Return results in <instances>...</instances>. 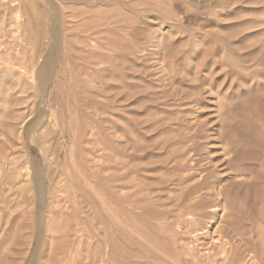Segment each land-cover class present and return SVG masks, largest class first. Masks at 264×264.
Wrapping results in <instances>:
<instances>
[{
  "label": "rangeland",
  "instance_id": "rangeland-1",
  "mask_svg": "<svg viewBox=\"0 0 264 264\" xmlns=\"http://www.w3.org/2000/svg\"><path fill=\"white\" fill-rule=\"evenodd\" d=\"M0 264H264V0H0Z\"/></svg>",
  "mask_w": 264,
  "mask_h": 264
}]
</instances>
